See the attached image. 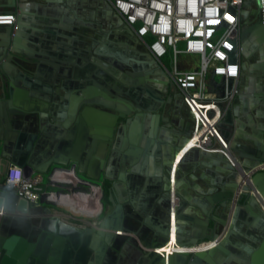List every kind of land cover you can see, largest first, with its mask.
<instances>
[{
    "label": "crops",
    "instance_id": "crops-1",
    "mask_svg": "<svg viewBox=\"0 0 264 264\" xmlns=\"http://www.w3.org/2000/svg\"><path fill=\"white\" fill-rule=\"evenodd\" d=\"M12 1L0 0V13L15 14L17 25V16L24 11L25 27L19 52L12 49L5 52L3 39L6 30L0 27V67L6 70L3 72L6 85L11 84L4 96L0 75V152L3 151L9 165L20 166L17 162L37 164L39 171L33 174L44 176L39 185L40 198L45 196L52 214L43 216V224L37 227L40 236L33 240L38 246L35 264H142V260L137 263L135 260H138L136 253L142 252L143 243H131L123 237L152 242L154 234L147 232L144 226L148 221L157 225L166 212L167 202L172 203V194L168 197L169 178L171 189L174 186L180 195L179 198L176 196L175 210L205 220L206 208L211 211L210 227H222L220 220L226 218L224 207L220 202L211 206L206 199V196L220 192V184L228 176L227 160L221 154L200 149H190L185 154L189 148L181 153L178 151L169 177L170 159L189 132L183 116L177 111L170 112L164 117L166 123H161L159 136L162 135L169 144L163 145L162 162L154 164L152 157L129 155L131 130L127 132L129 143L123 144L119 138L120 126L114 129L113 143L100 142L95 156H92V160L98 157L104 160L102 167L99 163L95 167L99 169L101 179L82 172L72 160L66 164L61 162L77 154L79 143L84 146L79 155L85 154L92 143L89 134L93 129L89 128L88 122L95 120L93 111L99 109L94 102H109L105 98L109 63L103 56L114 53L109 50L110 45L125 49L123 55L126 57L132 51L126 49L125 42L130 47L135 46L127 34L110 23L111 4L108 0H15L16 7L11 6ZM230 107L220 129L230 143L236 141L250 153L255 148L250 142L252 129L248 125H239L237 117L242 110L237 102L233 101ZM165 125L169 129H165ZM105 133L103 130L102 135ZM195 143L201 145L202 140L197 136L187 138L184 145L190 144L191 147ZM232 151L238 157V153ZM5 174L6 170L0 171V191L6 186ZM147 178L154 180L147 182L148 188H144ZM133 196L139 204L132 201ZM110 214L109 224L121 226V230L97 227L100 233L83 238L75 232L69 238L55 233L58 229L64 231L60 226L63 223L76 228L99 226ZM180 222L183 244L192 234L201 231L198 224L188 220ZM22 225L29 228V233L34 229L31 221ZM126 225L131 226V232ZM247 228L243 225L238 231L246 233ZM255 229L256 236L264 232L261 226ZM108 233H115L117 237L108 241ZM206 233L212 236L213 231L207 229ZM225 233L226 230L221 237ZM234 242L237 244L235 249L240 252L235 253L247 256L251 250L248 238ZM178 249L177 263L188 264V257H183ZM150 250L156 249L150 247ZM143 261H147L146 257Z\"/></svg>",
    "mask_w": 264,
    "mask_h": 264
},
{
    "label": "water",
    "instance_id": "water-1",
    "mask_svg": "<svg viewBox=\"0 0 264 264\" xmlns=\"http://www.w3.org/2000/svg\"><path fill=\"white\" fill-rule=\"evenodd\" d=\"M46 1L50 2L51 0ZM250 1L258 6V0ZM11 6H17L15 0L12 1ZM256 13H259V9ZM25 14L26 13L21 10L20 14L17 16L16 28L14 25H0V27L5 28L6 30L3 39L5 52H7L8 49L19 52L18 49L21 43L22 29L25 27ZM110 15L112 16V20L114 19L116 21L114 10L111 6ZM61 19V21L64 22L63 18ZM115 21L112 23L116 24V27L131 38L130 42L134 39L138 46L133 48L129 46L128 42H125L126 49L129 48L132 51L130 56L126 57L123 55L125 49L115 48L114 50L116 54L109 53V55L103 57L108 59L109 67L113 64L114 59H118V61L120 60L127 65H129V62L131 61L135 62L140 67V69L136 70L133 74L134 77L139 76V78H137L138 82L131 87L126 84L124 85L123 82L120 84H114L110 89L106 87L105 98L109 102H94V105H99V109L93 111L96 115L95 120H90L88 122L89 128L93 129V132L89 134L92 143L83 155H79L82 149H84L83 143H79L76 149L78 150L77 154L69 157V159L61 161L66 164L72 160L75 163L73 165L78 166L82 172H87V174L89 173V175L97 179H101V174L99 169L96 170L97 168L95 167H97L98 163L100 167H102L104 160L99 157L97 158V156L96 158L98 160H92L96 153V146L100 145V142L111 145L114 139V129H117L119 126V131H121L119 138L123 144L125 142L129 143L127 132L128 130H131V146L133 148H130L131 151L129 155L135 157L141 155L144 157L149 156L153 158V163L157 164L158 162H162L164 158L163 145L168 144V142L165 141V138H162V135L159 136V132L162 129L161 123H166L164 118L162 119V114L159 111L160 107L157 108L151 105L144 106L136 99V95H138V91L136 90L139 86L138 83L144 80L142 78L143 71L145 70L148 74L152 73L151 69L147 70V66L153 67L157 65L164 74H166V71L141 41L122 25L120 20ZM256 42L262 46L263 58L252 65H245L242 67V74L246 71L249 72L252 84H250L243 93H241V87L239 86L233 100L245 104V108L243 109V112L238 115L240 117H237V120L241 127H244L245 125L251 127L252 136L250 142L255 148L248 153L246 152L245 146H240L236 141L232 142L231 149L238 153V165L235 168L226 166L229 170L227 171L228 176L225 182L220 184V192L212 194L211 196H206V199L211 206L220 202L222 207H224L226 218L220 220V222L222 226L226 227V229L221 231V227H218L217 225L210 227L209 222L211 211L206 208H204L206 214L205 220L199 219L194 214H184L180 212L181 210H175V237H171L172 206L167 202L166 212L161 216V221L157 223V225L152 221L145 223L146 226H144V228L146 230L151 228V232L154 234L152 242L144 243L142 242V239L140 240L137 237H123L129 239L131 243H143L141 244L142 252L136 253L138 257V260H135L136 263L140 259L143 262L142 264H178L177 258L180 256H178L176 249L179 248L178 250L182 251L183 257H188V264H264V232L262 235H255L256 226L264 228V205L261 204L259 197V193L264 197V170H257V168H255L258 165L264 164V109H258L260 105L264 108V92L261 86L258 85V76H254L253 72L255 70L263 72L264 74V26L261 25L258 19L254 22H247L244 19L240 27L239 45L242 48V56L245 59L252 54ZM235 44L238 45L237 40H235ZM236 58L237 49L231 53L230 61L235 62ZM1 68L2 67H0L2 91L5 96L7 95V89H9L11 84L6 85L3 75V72L5 73L6 70L3 71ZM108 74L109 73L107 72L106 80ZM152 81H157L165 85L168 84L167 82L158 79H152ZM219 83L220 82L213 80L214 85ZM233 85L234 79L231 78L230 87ZM220 95L223 97L224 93L222 92ZM130 99L138 102L137 106H135ZM160 101L164 102L165 99H161ZM134 110L138 114L137 118L133 120L130 115ZM148 112H151L150 116L147 115ZM147 116L148 119L146 118ZM228 118L230 119V116H228ZM148 127H150L149 131L146 132ZM164 128L169 129L166 125ZM103 130L106 131L105 135H102ZM181 133L183 132H180V134ZM187 138L188 136L181 140L180 145L177 146L175 153L170 159L168 168L169 177L176 160V152L181 150ZM192 150L199 149L193 148ZM0 155V171H5L10 163L3 157V151L0 152ZM17 163L23 167L24 175L26 177L32 175L34 171H39L38 165L33 162H26L24 164L23 162ZM147 180L148 181L143 184L144 188H148L147 182H153L154 179L147 178ZM168 182V197H171L172 189L170 178L168 179ZM174 193L175 197L177 196V198H179L180 195L178 196L177 191ZM44 197L45 196L41 197L36 202H29L28 200L19 197L13 190L8 189L6 186L0 191V198L3 200V204L0 207V264H35L34 260L37 257L36 252H38V246L33 242L32 237L21 231L20 224L27 221L30 222L31 218L36 215L45 216L52 214V210L46 205ZM132 201L137 204L140 203L136 200L135 196L132 197ZM140 209L145 211L144 208ZM111 216L112 214H110L108 219H105L104 222L99 224V226L76 228L63 223L60 226L64 228V231H59L60 229H58L55 233L58 234V236L69 238L72 237L71 233L75 232L80 238H83L96 234L97 232L100 233L98 228L106 227L108 229H114L115 231L121 230V226H111L109 224ZM180 220H188L201 227V231L198 234H192L186 244L181 242L180 228H182V225L180 224ZM54 221H57V218H54ZM243 225L248 227L246 233L238 231ZM126 228L130 231L131 226H126ZM207 229L213 231L212 236L206 233ZM225 230V236L221 237ZM106 236L108 241L117 237L115 233H108ZM232 236H238V238H242L243 240H246V237L248 238L251 250L247 256L235 253L236 250L234 247H237V245L233 242ZM49 239L52 238L49 237ZM205 243H207V246H202ZM247 246L249 248V245ZM146 247L149 248L147 249ZM150 247H153L156 250H150ZM92 248L94 249L93 246ZM157 249H161V251H157ZM145 257L147 261H143Z\"/></svg>",
    "mask_w": 264,
    "mask_h": 264
},
{
    "label": "built area",
    "instance_id": "built-area-1",
    "mask_svg": "<svg viewBox=\"0 0 264 264\" xmlns=\"http://www.w3.org/2000/svg\"><path fill=\"white\" fill-rule=\"evenodd\" d=\"M108 1L116 21L120 20L141 41L179 90L185 107L184 117H188L190 122L189 126L185 122V127L189 129L188 138L197 136V139L202 140L201 145H195L191 150L198 148L208 153H219L227 160V166L235 168L239 158L233 153L220 124L235 98L242 67L245 66L239 45L241 23L244 19L254 22L258 15V20L264 26V0H258V6L250 0ZM0 25H14L16 28V15L0 13ZM235 49L237 58L231 62V53ZM165 57L169 58V66L163 63ZM195 58L200 62L194 68ZM217 77L221 81L214 85L213 80L217 81ZM231 78L234 79L232 87ZM222 92L223 97L220 95ZM184 150L185 145L180 153ZM189 151L186 150L185 154ZM255 168L264 170V164ZM43 180L41 174L26 177L23 168L18 165H9L6 169V187L29 202L40 199L39 185ZM171 192V237H175L174 211L177 198L174 187ZM259 197L264 205V197L260 193Z\"/></svg>",
    "mask_w": 264,
    "mask_h": 264
},
{
    "label": "flooded vegetation",
    "instance_id": "flooded-vegetation-1",
    "mask_svg": "<svg viewBox=\"0 0 264 264\" xmlns=\"http://www.w3.org/2000/svg\"><path fill=\"white\" fill-rule=\"evenodd\" d=\"M257 17L258 15L256 16V20L258 19ZM113 21L115 20L113 19ZM132 40H133V46L137 47L138 44L136 43V41L134 39ZM114 49L115 47L110 46L109 50L113 51L114 54H116ZM262 58H263L262 46L258 42H256L254 45V50H252V54L248 58L245 59L244 64L249 66L255 62L260 61ZM139 69L140 67L135 62L131 61L129 62V65H127L121 62L120 60L118 61V59H114L113 64L109 67L107 71L109 74H108L107 80L105 81L106 87L110 89L114 84H118V83L120 84L121 82H123L124 85L126 84L131 87L132 85L138 82L137 78H139V76L134 77L133 74L135 73L136 70H139ZM148 69H151L152 73L148 74L144 70L143 75H142V78L144 80L142 82H139L138 83L139 86L136 88V90L138 91L137 92L138 95L136 94L135 95H136V99L138 100V102L144 106L151 105L157 108L160 107L159 111L162 114V119L165 116L168 117L170 115V112L177 111L179 114L183 116V119H185L184 123L186 122V125L188 124L189 126V123H190L189 118L188 117L184 118V113H185L184 108L185 107H184L181 95L179 94V90L177 89L175 84L171 80L168 79L167 74H164L157 65L153 67L147 66V70ZM253 72H254V76H258V79H259L258 85L261 86L264 92L263 72L255 71V70ZM113 79H116V81H114ZM152 79L154 80L158 79L161 81H165L168 84L165 85L157 81H152ZM250 84H252L251 76L249 75V72L246 71L241 76V83H240L241 93H243ZM161 99H165V101L161 102L160 101ZM130 100L135 104V106H137L138 102H135L132 99ZM236 102L243 112V109L245 108L244 107L245 104L240 101H236ZM258 109L263 110L264 108L262 105H260ZM137 114L138 113L134 110L132 111L130 117H132L134 120L135 118H137ZM108 188L110 189V186ZM125 197H127V195L124 196L123 199H125ZM42 217L43 215L42 216L36 215L35 217L31 218V224H33L34 226L33 231L30 232L31 234L28 232L29 228H25V226H23L22 224H20L21 231H23V233L28 234L30 237H32L33 240L36 238H39L40 234H39V231L37 230L38 229L37 227L43 224V221L41 220ZM151 231H152L151 228L147 230V232L149 233Z\"/></svg>",
    "mask_w": 264,
    "mask_h": 264
},
{
    "label": "rangeland",
    "instance_id": "rangeland-1",
    "mask_svg": "<svg viewBox=\"0 0 264 264\" xmlns=\"http://www.w3.org/2000/svg\"><path fill=\"white\" fill-rule=\"evenodd\" d=\"M255 16V15H254ZM254 16H251V17H254ZM193 66H194V68L195 67H197L198 65H199V59L198 58H195V60H193ZM163 63L166 65V66H169L170 65V61H169V58H167V57H165L164 59H163ZM220 77H217V81H220ZM231 105V104H230ZM231 108V107H230ZM229 108V110H231ZM229 110L227 111V112H229ZM46 179V178H45ZM2 204H3V200H2V198H0V207L2 206ZM221 230H224V229H226V227L225 226H222L221 228H220ZM221 232V231H220Z\"/></svg>",
    "mask_w": 264,
    "mask_h": 264
},
{
    "label": "bare ground",
    "instance_id": "bare-ground-1",
    "mask_svg": "<svg viewBox=\"0 0 264 264\" xmlns=\"http://www.w3.org/2000/svg\"><path fill=\"white\" fill-rule=\"evenodd\" d=\"M112 21H113V20L111 19V20H110V23H112ZM113 22H114V21H113ZM115 22H116V21H115ZM132 43H133V41H132ZM192 143H193V142H192ZM190 144H191V143H190ZM190 144H189V145H190ZM189 145H186L185 148H189V149H191V148L193 147V146L189 147ZM194 145H197V144L195 143ZM198 145H200V144H198ZM174 224H175V221H174ZM126 226H127V225H126ZM174 226H175V225H174ZM129 227H130V226H129ZM174 230H175V228H174ZM236 239H237V240H240V238H238V236H235V237L232 236V240H233V242H234V240H236ZM234 243H235V242H234ZM208 244H209V243H208ZM205 245L207 246V243H205ZM236 245H237V244H236ZM234 248H235V247H234ZM235 250L237 251V249H235ZM237 252H238V251H237ZM238 253H240V252H238Z\"/></svg>",
    "mask_w": 264,
    "mask_h": 264
}]
</instances>
